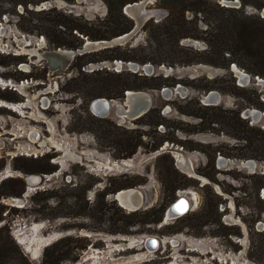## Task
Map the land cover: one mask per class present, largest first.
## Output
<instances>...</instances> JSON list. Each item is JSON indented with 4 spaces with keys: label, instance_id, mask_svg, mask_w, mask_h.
Listing matches in <instances>:
<instances>
[{
    "label": "rangeland",
    "instance_id": "374dc122",
    "mask_svg": "<svg viewBox=\"0 0 264 264\" xmlns=\"http://www.w3.org/2000/svg\"><path fill=\"white\" fill-rule=\"evenodd\" d=\"M27 1L32 13L22 4L0 2V62H6L0 63V102L22 99L23 94L32 96L33 109L29 114L34 118L28 121L0 107V173H9L0 181V242L8 249L0 251V264H264V160L252 157L257 154L256 144L237 138L240 132L224 121H233L239 113L250 125L264 130V121L254 122L245 115L247 109L264 111V84L248 69L253 60L244 57L240 61L243 66L232 63L229 68L206 63H140L153 65L154 72L149 76L162 74L176 82L163 87L173 90L171 95H165L163 88L140 90L151 95V108L160 109L166 124L156 128L140 124L137 119L121 121L113 111L105 118L109 121H96L88 108L94 98L92 79L96 70L116 71L114 60L105 58L112 54L104 53L106 48L93 50L81 55V60L73 59L65 71L54 72L45 67L40 53L55 47L37 29L25 31L20 24L32 19L33 24L39 25L41 18L57 15H42L39 11L55 9L106 33L107 4L104 0H42L37 4ZM168 1L150 0L146 9L166 13L163 20L169 15ZM212 1L244 7L246 14L264 17V0ZM187 16L194 14L187 11ZM197 16L201 19L197 33L204 37L205 15ZM148 21L137 28L134 21L130 37L114 47L121 46L122 51L134 48V54H144L142 47L148 45L144 26ZM60 28L68 32L67 27ZM77 35L96 41L81 33ZM181 43L193 46L201 52L200 56L197 54L199 58L207 59L202 53L207 43L202 38L187 37ZM233 64L251 76L247 84L241 83L232 70ZM21 79L26 82L25 93L16 89ZM7 81L13 85L5 86ZM210 91L220 94L217 104L203 102ZM47 97L52 101L50 106L45 105ZM203 106L221 109L204 110ZM196 113H207V123L201 124ZM209 118L222 123L210 125ZM17 123L26 126L31 134L13 139L10 132ZM134 130L138 132L132 133ZM112 131L118 137L139 133L145 144H152L156 137L173 138L175 141L166 140L162 146L180 147L194 170L177 164L172 152L150 157L155 152L149 150L150 145L137 148L130 157L135 164L129 170L111 169L106 165L110 160L121 163L129 158L110 141ZM58 142L63 145L58 147ZM65 148L77 158L65 159ZM220 158L227 160L226 165L220 164ZM246 160L257 162L255 170L241 165ZM174 167L186 177L180 178L184 187L170 194L162 179L168 171L174 172ZM27 176L41 180L37 185L30 184ZM131 182L141 183L131 187L142 186L144 206L131 219L136 224L128 226L124 215L132 211L123 208L114 193L128 188L123 186ZM16 190H21L20 196L12 193ZM181 195L191 204L189 213L166 220V210ZM161 215L160 222L151 221ZM37 235L51 240L34 253ZM149 236L158 238V249L151 251L144 242L130 243Z\"/></svg>",
    "mask_w": 264,
    "mask_h": 264
},
{
    "label": "trees",
    "instance_id": "16d2710c",
    "mask_svg": "<svg viewBox=\"0 0 264 264\" xmlns=\"http://www.w3.org/2000/svg\"><path fill=\"white\" fill-rule=\"evenodd\" d=\"M2 1H9L14 5L22 4L25 6V10L28 13H32V11L27 8V5L29 4L27 0H0V2ZM40 1L42 0H31L34 4H37ZM136 1L139 0H104L108 8V13L105 18V20L107 19L108 24L105 25L109 27V32L106 33L94 29V26L89 25L88 22L80 23L77 20L70 19L68 15L63 14V12H58L55 9L39 11L38 14L42 15L54 12L57 13L55 16L47 15L45 18H41V24L35 25L33 24L32 19H29L22 22L20 27L29 32H33L34 29H37V33L47 36L49 43L55 48L64 47L77 49L84 43V38L78 36V33L93 40H110L123 33L131 31L134 27V20L124 12V7L128 3ZM168 2L169 3L166 4V7L169 9V15L160 22L150 20L144 26L148 37V45L142 47L143 50H146L144 54L138 56L133 53L135 50L134 48H129L128 51H122L121 46H117L106 48L104 53L107 52L112 55L105 58L112 61L115 59H121L138 63H146L150 61L155 64L161 62H167L169 64L206 63L217 67L229 68L232 63H237L238 65L243 66L240 61L244 57H249L253 60V66L248 68L249 71L255 75L264 77V17L261 15L246 14L244 7L236 8L225 6L212 0H206L204 2L195 0H169ZM245 5L246 3H243V6ZM257 7L262 9L263 6ZM187 11H191L194 16L188 17ZM201 14L205 15L202 20H205V23L207 24V28L202 31V33L205 34L204 37L197 33V31H199L197 25L201 20L197 15ZM59 26L67 27L68 32L61 28L59 29ZM74 31L76 32L74 33ZM187 37L202 38L205 40L207 48L202 53L206 54L205 56H207V59L199 58L197 54L200 56L201 52L196 50L193 46H187L181 43V41ZM83 57L84 56H78L77 60H81ZM0 63L6 64V62L2 61ZM94 73L95 76L92 79V87L94 89L92 90L91 97L107 96L108 98L118 99L123 98L125 96V91L127 90H159L165 86H174L176 84L175 80L168 76L165 77L162 74L149 76L135 73L130 70L117 72L114 70L103 69L96 70ZM203 107L204 110L221 109L216 106ZM206 114L207 113L195 114L202 119L201 124L203 125L204 123L206 124L208 120ZM97 119L100 120V122L103 120L109 121L105 118H97L94 116V120L97 121ZM136 121L140 124L150 125L156 128L159 125L166 124L164 117L161 115L160 109L156 107H152L146 114L138 118ZM224 121L227 125L240 132V134H236L237 138L249 144H256L255 153L257 154L252 157L264 160L263 129L250 125L249 122L242 118L239 113L236 114L233 121L227 122L225 119ZM211 123H222V120L220 121L219 119L209 118L208 124L211 125ZM135 131L136 130L132 131V133ZM165 134L168 136L167 133ZM109 138H111L110 141L112 143L120 146V149L124 152V157H131L141 145H150L151 147L149 150H156L160 148L166 140L175 141L173 138L164 137L158 139L156 137L152 144H145L142 140V135L139 133L136 135L132 134L118 137L117 135H113V131ZM173 170L174 172L168 171L165 174V178L162 179L163 184H165V189H167V192L170 194H175L177 189L184 187L180 178L186 177L175 167ZM137 184L141 183L131 182L123 187L129 188ZM12 193L16 196H20L22 192L21 190H16ZM113 202V204L116 203L115 201ZM119 209L121 208L119 207ZM144 211L147 214L150 212L147 209ZM138 214V210L129 212L127 215H124L123 220L128 223V226H132L133 224H136V221L131 219ZM162 216L163 215L158 219L151 221L160 222L163 219ZM7 250V246L3 242H0V251L5 252ZM11 258L12 256L9 259H6L10 260Z\"/></svg>",
    "mask_w": 264,
    "mask_h": 264
},
{
    "label": "water",
    "instance_id": "95a60500",
    "mask_svg": "<svg viewBox=\"0 0 264 264\" xmlns=\"http://www.w3.org/2000/svg\"><path fill=\"white\" fill-rule=\"evenodd\" d=\"M148 3H150V0H141L139 2L136 1L133 3H128L124 7L125 13L136 22L135 28L141 26L144 22L148 21L151 18H156L158 19L157 21H160L165 16L166 13L164 12H159L157 10H152V9H146V5ZM134 29H132L129 32L123 33L111 40L91 41L85 38L83 45L77 49H63L61 47L55 49H46L42 53H40V57L46 61L47 65L50 66V68L54 70L62 71L71 64L73 59H75L79 55H84L87 52H91L93 50H98L101 48L114 47L116 44H122L125 40H127L130 37ZM27 44L29 45V43ZM233 65H232V70L237 74L241 83L247 84L251 80V76L247 74L245 71L236 72ZM113 66L115 70L118 72L122 70H130L135 73L140 72L141 74H146V75L153 74L154 72V67L150 63L141 65L140 63L134 61L125 62L121 59H115L113 62ZM125 67H127L128 69H124ZM256 79L260 84H264V79L260 78L259 76ZM128 91H131L130 92L131 94H129ZM162 92L165 95H171L173 90L166 87L162 89ZM219 98H220V94L217 91H210L206 93L205 96L203 97V102L206 105L217 104ZM151 106H152V99L149 93L140 90H127L124 98L120 100L108 99L104 97H99L94 99L90 104V109L94 114L98 116H107L113 111L115 112V114H117V116H119L121 121H125L128 119L135 120L142 117L151 109ZM245 115L247 116V118L251 117L254 120V122L264 121V111L255 108L247 109L245 111ZM165 152H172L174 157H176L177 159V164H179L177 153H180L181 155H185L184 151L181 148L174 147V145L170 146L169 144L167 145L165 144L161 148L155 150V152L151 153V155L149 156L156 157ZM129 159L133 160V158H129ZM226 163H227L226 159L220 158L221 165H226ZM241 165L246 166L249 168V170L253 171L257 167V162L254 160H246L241 162ZM126 169L129 170L130 166L126 167ZM191 169L194 170L193 167H191ZM262 171L264 172V164L262 166ZM27 180L30 184L35 183L34 185H37L40 182L41 178L38 176H27ZM122 190L125 191L132 190L135 192V196L130 197L129 204L126 206H123L118 198V193ZM114 199L118 201L123 208L129 211H137L143 208L144 206V194L142 192V186L129 187V189L128 188L120 189L116 193H114ZM16 200L21 201L20 199H16ZM188 206H189L188 198L181 195L179 199L176 200L174 203H172L171 206L166 210L164 218L166 220L178 218L179 216L183 215L188 211L189 209ZM143 242L145 246H147V243L150 244V246H152L151 249L147 246V248L151 251L158 249L159 240L155 236H149L145 239H136L131 241L130 243L131 245H133V244H141Z\"/></svg>",
    "mask_w": 264,
    "mask_h": 264
},
{
    "label": "flooded vegetation",
    "instance_id": "af4514ba",
    "mask_svg": "<svg viewBox=\"0 0 264 264\" xmlns=\"http://www.w3.org/2000/svg\"><path fill=\"white\" fill-rule=\"evenodd\" d=\"M24 41V43H26L25 41L26 40H23ZM28 43H30V42H28ZM42 43H44V41H42ZM26 45H27V43H26ZM42 45V44H41ZM26 47V46H25ZM58 48V47H57ZM55 49V48H54ZM24 50H26V49H24ZM32 52H34V50H32ZM79 56H81V55H79ZM78 57V56H77ZM23 66H25V65H23ZM45 67H48L50 70H52V71H54V72H63V71H65L66 69H68L69 67H70V65L68 66V67H66L64 70H62V71H59V70H54V69H52V68H50V66H48L47 65V63H46V61H45ZM23 71H25V69H22ZM2 81H3V79L2 78H0ZM26 81L28 82V78L26 79ZM7 84H5V86H12L11 85V81H7L6 82ZM24 83H26V82H24V79H21V83L19 82H17V86H18V88H17V90H19L20 89V87H22L23 86V84ZM21 90V89H20ZM24 93H25V88L22 90ZM125 93H126V91H125ZM28 95H30V94H28ZM23 96L24 97H22V99H13V101H11V102H9L8 101V103L7 102H0V107H6L7 109H9V110H12V112H14L13 114H16V115H19L20 116V118L22 117L23 119H27L28 121H29V119L30 120H34V118L32 117V115H30L29 113H31V109H33V103H32V99H31V97L32 96H30L29 98H28V96L26 95V94H23ZM99 97H104V98H108L107 96H98V97H94L90 102H89V105H88V108H90V104H91V102L94 100V99H96V98H99ZM124 98V97H123ZM108 99H114V98H108ZM120 99H122V98H118V99H116V100H120ZM45 102V105L47 106H50L51 104H52V101H48V97H47V99L44 101ZM43 109H44V107H42ZM46 109V108H45ZM44 109V110H45ZM91 110V109H90ZM91 112H92V110H91ZM93 113V112H92ZM29 114V115H28ZM94 114V113H93ZM96 117L98 116V115H96V114H94ZM106 117H108V115L107 116H98V118H106ZM0 124H2V122L0 121ZM8 132H6V134H7ZM12 135H14L15 136V138H13V139H20L21 137H23L24 135H25V133H30L31 134V132L29 131V129L28 128H26V126H24V125H22V123L20 124V123H17V124H15V129H13V131L12 132H10ZM33 133V132H32ZM0 135H2V133H0ZM31 136V135H30ZM38 135L36 134V137H37ZM38 138V137H37ZM31 139H32V136H31ZM0 144H3V142H0ZM53 147H55V146H53ZM179 155H181L180 153H178ZM181 156H183V155H181ZM184 157L186 158V164H188V166L187 167H185V166H181V162L179 161V164H180V166L182 167V168H186V169H190L191 170V168H190V164H189V159L184 155ZM75 158H77V155L75 156ZM178 158V157H177ZM65 159H68L67 157L65 158ZM179 160V159H178ZM74 161H76V160H74ZM123 161V164L122 163H120V161H115V162H113V161H109L108 163V165H107V167H109L110 168V166L109 165H111V169H113V168H118V169H121V167L124 169L125 167V164L126 165H129V161L128 160H125V159H123L122 160ZM116 164H119V165H121V167H118V165H116ZM8 171H6V172H2V173H0V176L1 175H3V176H1V177H7V176H9L8 175V173H7ZM179 198H177L176 200H178ZM175 200V201H176ZM174 201V202H175ZM173 202V203H174ZM188 203H189V206H188V211L186 212V213H184L183 215H185V214H187L188 212H189V210H190V208H191V204H190V202H189V200H188ZM183 215H181V216H183ZM181 216H179V217H181Z\"/></svg>",
    "mask_w": 264,
    "mask_h": 264
},
{
    "label": "bare ground",
    "instance_id": "6f19581e",
    "mask_svg": "<svg viewBox=\"0 0 264 264\" xmlns=\"http://www.w3.org/2000/svg\"><path fill=\"white\" fill-rule=\"evenodd\" d=\"M234 66V69H235V71L236 72H238V71H243V70H241V68H239L236 64H234L233 65ZM26 87V85H25V83L23 84V86L22 87H20V89L21 90H23L24 88ZM129 92V94H131L130 92L131 91H128ZM55 141H56V139H54ZM3 144H0V146H2ZM61 145H63V144H60L59 142H58V144H57V146L58 147H60ZM67 147V146H66ZM63 148V147H62ZM180 148V147H179ZM65 154H66V157L67 158H70V160L71 159H76L75 158V156H76V154L72 151V150H70L69 148H65ZM177 157H178V159H179V161L181 162V166L183 167V166H185V167H187L188 166V164H186V158L184 157V156H181V155H179L178 153H177ZM130 158V157H129ZM126 159V160H128L129 161V165H126L125 164V170H127L126 169V167H128V166H130V167H132L134 164H135V160L133 159V160H130V159ZM72 161H74V160H72ZM121 163L123 164V161L121 160ZM109 163H107L106 165H108ZM116 165H118V167H121V165H119V164H116ZM180 165V164H179ZM110 166V168H111V165H109ZM122 168V167H121ZM8 173V172H7ZM9 174V173H8ZM1 179H3V177H0V181H1ZM30 181H32V180H30ZM36 181H37V179H36ZM31 183H33V182H31ZM33 184H35V183H33ZM125 189H127V188H125ZM129 189V188H128ZM29 191V190H28ZM133 196H135V192L134 191H132V190H127V191H125V190H122V191H120L119 193H118V198H119V200H120V203L123 205V206H126V205H128L129 204V201H130V197H133ZM13 200H15V201H17L16 199L17 198H12ZM36 227H38V226H36ZM35 240L37 241V245L33 248V251H34V253H37L38 251H39V248H40V246L44 243V242H46V241H50L51 240V238H47V237H44V236H39V235H37L36 237H35ZM30 245H31V243H30ZM147 246L151 249L152 248V246H150V244H148L147 243ZM31 249V248H30Z\"/></svg>",
    "mask_w": 264,
    "mask_h": 264
},
{
    "label": "built area",
    "instance_id": "2783aa9c",
    "mask_svg": "<svg viewBox=\"0 0 264 264\" xmlns=\"http://www.w3.org/2000/svg\"><path fill=\"white\" fill-rule=\"evenodd\" d=\"M17 89V88H16ZM22 154H24V153H22ZM31 154H34V153H31ZM26 155H28V153H26ZM36 155V154H35Z\"/></svg>",
    "mask_w": 264,
    "mask_h": 264
}]
</instances>
